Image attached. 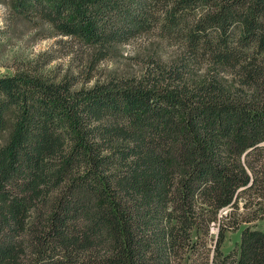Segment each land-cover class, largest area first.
Listing matches in <instances>:
<instances>
[{"label":"trees","instance_id":"trees-1","mask_svg":"<svg viewBox=\"0 0 264 264\" xmlns=\"http://www.w3.org/2000/svg\"><path fill=\"white\" fill-rule=\"evenodd\" d=\"M14 8L77 43L81 60L150 36L183 56L80 89L46 72L53 56L0 77V133L12 127L0 144V264H264V232L242 228L264 217V0ZM198 64L208 73L193 82Z\"/></svg>","mask_w":264,"mask_h":264},{"label":"rangeland","instance_id":"rangeland-1","mask_svg":"<svg viewBox=\"0 0 264 264\" xmlns=\"http://www.w3.org/2000/svg\"><path fill=\"white\" fill-rule=\"evenodd\" d=\"M16 0H0V77L14 74L18 65L36 60L45 61L53 56L54 60L46 66V72L58 79L64 75L78 78L76 89L91 87L96 81L105 82L112 77H140L147 65L156 60L164 65L180 64L183 50L179 46L167 43L158 36L143 37L125 45L113 46L107 50L106 57L95 51H89L85 60H81V51L77 43L59 44L60 37L48 24L35 16L33 20L19 15L15 11ZM71 53V54H70ZM73 53V54H72ZM208 73V66L192 65L188 68V79L202 81ZM226 86L234 84L231 77L222 78ZM12 132L11 124L0 133V144H5ZM228 211H223L225 216ZM241 213L244 209H241ZM250 225L264 232V217ZM217 227L212 229V236L217 238ZM241 229L226 233L222 245L224 256L238 249Z\"/></svg>","mask_w":264,"mask_h":264}]
</instances>
